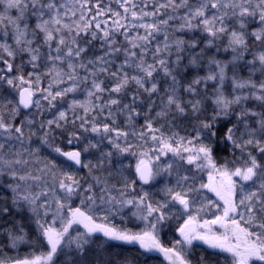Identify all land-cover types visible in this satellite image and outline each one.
Instances as JSON below:
<instances>
[{
	"label": "snow or ice",
	"instance_id": "1",
	"mask_svg": "<svg viewBox=\"0 0 264 264\" xmlns=\"http://www.w3.org/2000/svg\"><path fill=\"white\" fill-rule=\"evenodd\" d=\"M129 3L130 0H123L120 7L125 14H131V20L127 15L121 17L119 12L110 8L101 10L99 4L96 5L97 16L109 11L117 19L111 30L107 21L103 22V29L101 22H96V28L103 32L99 37L102 54L89 57L88 48L81 47L77 39L81 32L89 31V25L77 24L76 34L72 36V27L63 19L67 13L61 12L67 7L62 0H0V64L4 66L0 68V88L6 85L18 94V98H12L0 92V179L8 177L7 181L0 182L3 190L0 191V238H3L0 239V264H55V258L61 254L65 256L62 264H76L72 253L84 264L85 248L96 233L110 241L138 244L145 253H163L169 264H196L190 257L198 241L210 249L230 254L231 264H264V0H144L139 12L135 10L137 4L129 6ZM86 7L88 0H83L80 8ZM161 16L165 18L160 19ZM84 18L82 11L80 20ZM145 18H150L151 22ZM31 19L34 25L29 23ZM121 19L125 23L121 24ZM173 21L180 23L174 26ZM140 28L144 29L142 35L138 31L130 35V29ZM64 29L71 36L70 40L62 34ZM121 30L128 48L117 47V42L111 38L114 32ZM196 31L201 33L200 38L185 39L183 35H175ZM161 33L164 39L157 43L152 51L153 62L148 63L145 55ZM97 35L91 32L93 40ZM44 48H47L46 53L42 51ZM212 48L216 52L207 55ZM121 52L125 59L115 64ZM220 52L231 53L230 59H218L216 54ZM249 55L251 59H247ZM18 57L19 64L15 62ZM42 62L46 71L40 73L38 68ZM65 63L67 70L63 67ZM25 65L33 69L27 77ZM241 66L247 67L246 77L239 74ZM126 68L133 69L132 74ZM201 68L205 69L203 75ZM190 70L193 75L186 80ZM156 73H162L163 90L160 80L154 76ZM257 73L261 76L259 80L254 79ZM44 77H50L47 87H42ZM106 79L113 81L111 88L105 86ZM226 81L231 82V94L224 90ZM210 83L214 85L211 91ZM131 85H135L134 90ZM77 91H83L86 99L80 101L74 97L67 109L57 107L69 93ZM209 101L210 112L207 109ZM249 102H254L251 107ZM53 109L56 111L49 117ZM141 115L144 124L137 128L135 120ZM118 116H124V128L117 126ZM178 120L191 123V132L195 133L192 138L180 136L176 131H171L170 135L163 131L165 127L177 126ZM160 121L163 123L155 126ZM57 134L66 137L69 145L86 143L82 149L64 151L55 144ZM34 137L40 146L49 147L67 161L87 169L89 176L94 169H103L105 165L122 176V162L116 157L133 148L129 137L145 144L150 139L157 159L171 152L197 171L211 169L209 182L197 186L194 175H179L177 168L176 185L162 189L170 199L149 202L148 192L124 198L126 190L134 189L136 183L127 177L123 178L124 191H120L106 178L93 176L95 183H92L86 177L60 170L58 176L52 175L51 189L46 187L33 194L27 181H38L41 177L18 171L16 166L27 165L28 160L22 159L19 149L13 152V147L16 143L20 146L31 144ZM105 140L115 151L102 149ZM221 146L232 153L239 151L243 164L234 169L227 164L217 167L214 153ZM92 150L99 152L96 163L82 159L84 153ZM24 151L38 155L40 148ZM9 155L14 159L8 158ZM173 163L163 169L169 175ZM40 171L46 172V169ZM136 174L142 184H148L159 172L141 159L136 165ZM214 174L218 179H214ZM57 184L62 196L57 194ZM203 189L223 201V215L203 223H197L196 217L189 215L178 229L181 239L172 247H165L158 232L159 226L172 214L170 204L180 205L187 213L196 202L193 197L201 195ZM49 191L52 198L41 202V197H47ZM114 191H119V197L112 194ZM74 196L80 197L81 205H88L87 213L79 206L69 207ZM126 205L136 209L133 216L147 222L141 231L118 228L108 223L107 215L98 218L92 214L94 209L101 208L109 213L115 210L118 214ZM25 206L28 220L35 225L36 236L29 233L21 215ZM209 206L219 208L207 199L199 211ZM66 207L68 215L64 216ZM145 211L146 214H142ZM73 225H82L84 232L77 231L73 236L70 231H74ZM214 225H219L224 232H214ZM41 238L46 241V252L40 255L29 252L23 257L8 255V250L18 253L21 245H38ZM96 264H111V261L98 257ZM116 264L133 262L125 257ZM199 264H210V261L202 254Z\"/></svg>",
	"mask_w": 264,
	"mask_h": 264
},
{
	"label": "rangeland",
	"instance_id": "2",
	"mask_svg": "<svg viewBox=\"0 0 264 264\" xmlns=\"http://www.w3.org/2000/svg\"><path fill=\"white\" fill-rule=\"evenodd\" d=\"M63 3H65L67 5V7L65 9H61V12L64 13L66 12L67 14L63 17L64 22L69 24L73 31H72V36H75L76 34V26L77 24H79L81 27H83L84 24H88L89 25V31L86 32H81L80 36L77 38L79 45L81 46L83 44V42H86V40H89V38L91 37V32H101L103 33L101 30H98L96 28V22H101V29L104 28V21H107V26L109 28V30H111L113 28V21L117 19V17L112 15V12L109 11H105V15L103 16H97V7L96 5L99 4L100 9L101 10H107V9H111L113 12H119L121 14V17L127 15L128 20H131V14H125L124 10L122 7H120V4L123 3V0H119V3L117 2V0H88V7L81 9L80 8V3L83 2V0H80V3L77 2V0H62ZM143 2L144 0H130L129 6H131V3H135L138 5V7L135 9L136 11H140V8L143 7ZM158 2H160V0H158ZM148 10H151V8H149ZM85 13V18L84 20H80V16H81V12ZM73 13H75V15H73ZM183 13V10H181V13ZM13 15H15V12H13ZM93 17H95V20H93ZM160 19L165 18L164 16L159 17ZM148 22H151L150 18H145ZM30 24L35 23L34 19H31L29 21ZM120 23L123 24L125 23L124 19L120 20ZM180 21H173L172 24L175 26L177 24H179ZM252 27H255V25H252ZM139 32L141 35L144 33V29L140 28V29H130V35H135L136 32ZM179 32L175 33L176 36H181L180 34H178ZM187 33V32H186ZM66 38H68L69 40L71 39V36H69L67 29L63 30L62 33ZM172 34V33H170ZM160 36L164 39L163 33L160 34ZM112 39H114L117 43L116 46L117 47H122L123 44H128V42L125 40V36L123 34V31H116L114 32V34L111 37ZM11 42V41H10ZM226 43V41H225ZM107 47V45H106ZM129 47V44H128ZM223 47V46H222ZM213 49V48H212ZM215 49V48H214ZM136 50V49H135ZM66 51V49H65ZM43 52H47V48L43 49ZM216 52V50H213L214 54ZM123 52H121L120 54H118V56L115 58V64H120L124 61L119 60L122 57ZM211 54V55H212ZM217 58L218 59H230L231 53H224V52H220L217 53ZM174 58V57H173ZM247 59H251L247 58ZM4 66L1 65L0 68H3ZM28 69V71L26 70ZM65 70H67V67L64 68ZM33 71V69L31 68L30 65H25V71L24 74L27 77V73ZM38 71L40 73H43L46 71V67H45V63H41L40 67L38 68ZM205 72V69H204ZM239 74L241 76L246 77L248 75V70L246 66H241L239 69ZM13 75H15V73H13ZM229 76H231V71H229ZM49 79L50 77H44L42 78V87H47L48 83H49ZM254 79L259 80L261 79V76L259 73H257L254 76ZM64 85H61V87H63ZM202 87V86H201ZM212 87H214L213 84H209V91H211ZM4 88H6L7 93L8 94H14L17 98V93L7 89V86L5 85ZM225 92L227 94H231L232 92V85L230 81H226L225 83V88H224ZM37 96H39V93H37ZM75 97V99L83 101L86 99V95L83 91H77L76 93H69L68 96H66V100L65 103H59L57 104L58 108H63V109H67L68 107V103ZM46 104V102H43ZM254 102H249V107L252 106ZM212 109V106H211ZM56 110L53 109L52 112H49L48 114H50L49 116H51ZM125 126V125H124ZM156 126V125H155ZM159 127V126H157ZM139 128V127H137ZM89 136H92L93 134L89 133ZM180 136H186V135H180ZM187 137V136H186ZM190 138V137H188ZM98 139V138H97ZM130 142L133 144V148L126 153L123 154H118L117 155V159H119L122 162V176L116 174L115 169L113 168H109L107 165H105V167L103 169H94L93 170V175L89 176L88 175V170L83 168V173H79L77 174V172L75 171V167H73L70 163L66 162L65 164H59L58 159L54 156L52 158H50L51 155V151L48 147L45 146H40L39 145V141L36 140V138H33V143L29 144V143H25L23 146H20L18 143L15 144V146L13 147V152H15L17 149H19L22 152V159L28 160V164L27 165H18L16 166L18 171L23 174L25 172H30L33 175H37L40 176V180L38 181H32L29 180L27 181L28 185H31V192L33 194L35 193H39L42 192L46 187L48 189H51L53 187V180H52V175L53 173H56L57 176L59 175V171L60 170H64V171H70L72 173L77 174L79 177H86L88 182H92L95 183V181L93 180V176H100L103 178H106L108 180V183L110 185H115L116 189L120 190V191H124L123 188V178L127 177L129 180H135V167L138 164V162L141 159H144L145 162L150 163L151 167L154 169V171H158L159 175H157L153 180H152V192H148L149 193V202H154V201H158L157 199H159L161 202H163L165 199H169L167 197H165L164 192H154V188L156 186H158V180L161 178V175L163 174H168V172L164 171L163 169L170 163V162H174L173 163V170H176V168H179V170H184L187 172H191L196 173L197 176L199 177V179H201L202 181L207 179V182L205 181V184L209 182L208 180V176H209V172L211 171V169H205L204 171H197L194 166H190L187 165L185 163H183L182 161H179V159L177 157H174L173 154L171 152L166 153L165 155H160L159 159H157V152L153 149V144L152 141L149 139L147 141V143L145 144L143 141H139L136 140L135 138L129 137ZM40 148V151L38 153V155H29L28 152L24 151V149H29L31 150V148H36L38 147ZM102 149L103 150H112L115 151L114 149H111V145L108 144L107 140H105L103 142L102 145ZM149 149H153L151 151H149ZM7 151V149H6ZM142 152H147L148 155L147 156H142L141 153ZM99 156V152H97L96 150H92V152L90 153H84L82 155V159H84L85 161H89L91 160L93 163H96V160ZM10 159H14L13 156L9 155ZM246 158V157H245ZM243 164V159H241L239 162H236V164L232 165L231 167H229L230 169H234L236 167H239ZM52 165H55L56 167L53 168ZM41 169H46V172H41ZM129 169V170H128ZM172 170V174L170 175V187L175 186L176 185V179H174V173ZM113 173L111 176L109 175V173ZM179 173H182L181 171H179ZM175 174L177 175V172H175ZM8 177L5 176L2 179H0V182L3 181H7ZM214 179H218V176H216L214 174ZM236 180H238L239 178H234ZM204 183V181H203ZM179 190V189H177ZM0 191H3L2 189H0ZM56 191L57 194L62 196L63 193H61L59 191L58 188V184L56 185ZM143 194V192H147V190H141ZM202 192L204 191L205 195H209L205 196L206 198L202 201H198L195 204H193L189 210V212L185 213L182 209V213H180L179 215L182 216V219L180 220L179 223V227H181V225L184 224L185 220L188 219L189 215L195 216L196 217V222L197 223H203L204 220H211L214 219L216 215H223V208H217V207H213V206H209V208L207 210L204 211H199V209L201 208V205L206 203L207 199H210L214 202L215 205L218 204V206L220 205V202L218 200V198L215 196L214 193L208 191L207 189H203L201 190ZM98 192V189H97ZM113 195H116L117 197H119V191H114L112 193ZM137 194V188L136 186H134L133 188H129L126 190V195H125V199H131L133 197H136ZM9 196H11V193H9ZM47 198V199H51L52 198V194L51 191H49L48 196L47 197H41V202H43V200ZM81 207V210L85 211L86 213L88 212V205H81L80 203V197L78 196H74L72 198V200L69 203V207L72 209H75L76 207ZM97 207H99V203L97 205ZM107 206L105 205L104 208H106ZM118 207V206H117ZM180 207V205L178 204H170V211L175 212L178 211L177 209ZM67 210L68 207H66L63 210V215L67 216ZM136 209L131 206V205H126L123 207V209L117 214L115 212V210H113V212L109 213L106 212L103 208H101L99 211L97 210H93V213L96 217H101L104 215L108 216V223L110 225H114L118 228H127L130 229L133 232H139L142 229L145 228L146 226V221L142 220V219H137L135 216H133V212H135ZM142 214H146L142 213ZM177 214V213H175ZM27 224L28 227V231L32 236H36L37 233L35 232V225L28 220V211H27V206H25V210L23 211V213L21 214ZM21 218V216H20ZM17 218V219H20ZM152 219V218H149ZM238 219V218H237ZM49 222L51 221V216L48 217ZM97 222H102L101 220L97 219ZM167 222V219L162 223V226L164 223ZM170 222H171V215H170ZM59 223H57L56 227H59ZM241 226H243V223L241 222ZM150 227V225H149ZM73 230L72 231V235H76V232H84L83 229L79 228L77 225H73ZM212 229L214 232H216L217 234H221L224 232L223 228H220L219 225H214L212 226ZM165 232V228L159 226V232H158V236L159 239L161 241L162 244L164 243H169L170 242V247H172V245L174 244L175 241H169L168 239H163L161 237L162 232ZM180 240V236L178 237ZM1 239V238H0ZM120 242L117 241H110L107 240L106 238H100V237H95L92 236L91 237V242L89 243V245L86 246L85 248V257L84 259V264H96L97 259H91L88 258V256H86V254L88 253V251L90 249L94 250L96 255H98L100 258L103 259V253L106 254V250L108 248H110L111 246H117ZM138 245V244H136ZM199 246L202 248H205V244L203 242H195V246ZM139 248V246H137ZM167 247V246H166ZM208 248V247H207ZM140 249V248H139ZM48 250L46 241H44L41 238V241L38 245H35L33 247H28L25 245H21L18 253L17 251H13V250H8V255L10 256H15L17 254H19L21 257H23L26 253L32 252L35 255H40L43 252H46ZM211 251V249H209ZM67 251V250H66ZM215 252H218V254L222 255L223 257L227 258V260L229 261V263L231 264V256L228 253H223V252H219L218 250H213ZM141 252V250H140ZM143 252V253H142ZM142 254H144L145 252L142 250ZM157 254H161L158 251H154ZM212 252V251H211ZM148 254V253H146ZM72 255L74 256V258L76 259V264H80V258L75 256V253H72ZM65 256L63 254L59 255L58 257L55 258V264H62V262L64 261ZM165 260V262H167L168 260L165 259V257L163 258ZM94 260V261H93ZM122 260V259H120ZM113 264H116V261H112ZM168 263V262H167Z\"/></svg>",
	"mask_w": 264,
	"mask_h": 264
},
{
	"label": "trees",
	"instance_id": "3",
	"mask_svg": "<svg viewBox=\"0 0 264 264\" xmlns=\"http://www.w3.org/2000/svg\"><path fill=\"white\" fill-rule=\"evenodd\" d=\"M168 32L169 34L172 33V29L169 28L168 29ZM97 38L96 39H92V37L89 38V40H86V42H83V44L81 45V47H87L88 48V53L87 55L89 57H94L95 55H99V54H102V41L101 39L99 38L100 36L103 35V33L101 32H98L97 33ZM180 35H183L185 39H190V38H200L201 37V33L199 31H196L194 33H178ZM171 35V34H170ZM88 41H91V43L89 44ZM163 41V38L159 35L155 40L152 41L151 43V48L149 50V52L145 55V60L148 62V63H152L153 62V58H152V51L155 50V47L157 45V43ZM251 43V41H250ZM201 47H203V42H201ZM104 48H106V45H103ZM122 48H128V44H123ZM199 49H197L198 51ZM213 50H215L214 48L213 49H209L208 52H207V55H211L213 53ZM43 51V50H42ZM135 51L139 52V49H136ZM251 56L249 55L247 58H250ZM26 59V57H25ZM125 59L124 57V54H122V57L121 59L119 60H122ZM17 64L20 63V58L18 57L15 61ZM117 63V62H115ZM185 63H187V61L185 60ZM2 64H0V67H1ZM64 68L67 67L66 63L63 65ZM28 71V69H26ZM126 71L129 72V74H132L133 72V69L131 68H126L125 69ZM83 74V73H81ZM200 74L203 75L204 74V68H201L200 69ZM193 75V71H188L186 76H185V79H190ZM155 78L157 80H160V87H161V90H163V87H164V81L161 79L162 77V73H156L154 74ZM113 85V81L110 80V79H106L105 80V86L108 87V88H111ZM5 86V85H4ZM0 88V92L3 93L4 96H9V97H12V98H16V96L14 94H8L7 93V90L6 88ZM150 87V84L148 85ZM130 88L132 90L135 89V85H131ZM107 97V93L105 94V98ZM65 100L66 98H64V101L63 103H65ZM125 102H127V97H125ZM211 102L209 101L207 103V109L208 111L210 112L211 111ZM158 110V109H156ZM50 114H48L49 116ZM151 115H155V110L151 113ZM50 117V116H49ZM101 119H103L101 117ZM110 123V121H109ZM160 123H163L162 121L158 122L156 124V126H160ZM144 124V117L143 115H141L140 117H138L136 120H135V125L136 127H140ZM124 125H125V118L124 116H118L117 117V126L120 127V128H124ZM163 131L166 133V134H171V131H176L179 133V135H186L187 137H190L192 138V136L195 135L194 132H191V123L189 121H184V120H178L177 121V126H175L174 128L172 129H169L168 127H165L163 129ZM84 143H86V141L84 142H81V143H74L72 145H69L68 142H67V139L66 137H60L59 134H57V139L55 141V144L59 145L64 151H68V150H72V149H82L83 146H84ZM49 148V147H48ZM50 151H51V155H50V158L52 157H56L58 159V162L59 164H65L66 161L63 160V158L55 153L54 151H52L51 148H49ZM241 154L239 151H236L235 153H232L230 151H225L223 149V146L221 147H218L216 149V152L214 153V160L217 164V167H221V166H224L225 164H227V167H231L232 165L236 164V162H239L241 160L240 158ZM129 170V169H128ZM75 171L77 172V174L79 173H83V168H79V169H75ZM137 183H135L136 185ZM7 195H9V193H7ZM16 218H20V216H17ZM27 225V224H26ZM173 227H174V224H173ZM172 230V226H171V222H170V234L173 235V237L171 238L170 237V241H173L174 239V234L173 232L171 231ZM3 239V238H1ZM143 253V252H142ZM139 253V248L137 247V245H129V244H123V243H119L117 246H111L110 248H108L106 250V254L103 253V259L100 258L98 255H96L95 251L90 249L88 251V253L86 254V256H88V258L93 257V259H97L99 257L100 260H109L111 261V264L112 261H117V260H120V259H123L125 257H128L132 260L133 264H168L167 262H165L162 258H160L159 256L157 255H154L152 253ZM204 255L205 257H207V254L208 252H201L200 251H196V250H192V255L190 257V259H192L193 261H196V264H199V257L200 255ZM208 258V257H207ZM94 261V260H93ZM94 264V263H93ZM210 264H227L225 261H222L221 263H210Z\"/></svg>",
	"mask_w": 264,
	"mask_h": 264
},
{
	"label": "flooded vegetation",
	"instance_id": "4",
	"mask_svg": "<svg viewBox=\"0 0 264 264\" xmlns=\"http://www.w3.org/2000/svg\"><path fill=\"white\" fill-rule=\"evenodd\" d=\"M179 171H181L182 173H179V175H185V174H188V175H194L195 177H196V180H195V184L198 186L200 183H203V181H204V183H205V181L207 182V179L205 180V178H204V180L202 181L201 179H199V177L197 176V174L196 173H191V172H187V171H184V170H179ZM175 172H177V168H176V170H173V173H174V179H176L177 180V175L175 174ZM152 181H150L149 183H148V185H142V184H136L135 186H136V188H137V194H136V197H138L139 195H142L141 193H142V191L141 190H147V192H152V186H153V184L151 183ZM166 186H168V187H170V175H169V173L168 174H163V175H161V178L158 180V186H156L155 188H154V192L155 193H157V192H162V189H164ZM205 196H208L209 197V195H205L204 194V191L202 192L201 191V195H195L194 197H193V199L196 201V202H200V201H202V200H204L206 197ZM218 198V197H217ZM170 199V198H169ZM158 201L160 200V197H159V199H157ZM219 200V199H218ZM161 202V201H160ZM195 202V203H196ZM219 202H220V205H219V208L221 209V208H223V201H221V200H219ZM194 203V204H195ZM218 205V204H217ZM169 209H170V206H169ZM178 211H175V212H173V214H171V226H172V232H173V234H174V239H173V241H176V240H178L179 238V232H178V227H179V223H180V220L182 219V216L181 215H179L180 213H182L181 211H182V207L180 206L178 209H177ZM67 212H68V210H67ZM180 212V213H179ZM172 213V212H171ZM175 213H177V214H175ZM173 224H174V227H173ZM78 227L80 226V225H77ZM161 227H164L165 228V232L163 231L162 232V234H161V237L164 239H168L169 241H170V237L172 238L173 237V235L172 234H170V216L167 218V222L166 223H164L163 224V226L161 225ZM93 236H95V237H100V238H105L104 236H101V235H99V234H93ZM180 239H181V237H180ZM233 242H235L234 241V239H233ZM165 247L167 246V247H170V242L169 243H164L163 244ZM137 246H139V245H137ZM206 246V245H205ZM208 246H206L205 248H202V247H199V246H196V247H194L192 250H196V251H200V253L201 252H208V254H207V257H208V260L210 261V263H214V262H216V263H221L222 261H225L227 264H230L229 263V261L228 260H225V257H223L222 255H220V254H218V252H215V251H213V249H211V251L209 250L210 248L208 247ZM140 248V247H139ZM140 250H141V252H142V249H139V253H141L140 252ZM154 255H157V256H159L160 258H164V255H163V253H161L160 255L159 254H157V253H155V252H152ZM164 260V259H163ZM165 261V260H164ZM168 262V261H167ZM169 263V262H168Z\"/></svg>",
	"mask_w": 264,
	"mask_h": 264
},
{
	"label": "water",
	"instance_id": "5",
	"mask_svg": "<svg viewBox=\"0 0 264 264\" xmlns=\"http://www.w3.org/2000/svg\"><path fill=\"white\" fill-rule=\"evenodd\" d=\"M71 151H73V150H71ZM62 158H64V159L66 160L65 157L62 156ZM66 161H67V160H66ZM68 162H69V161H68ZM69 163H71V162H69ZM145 163H148V162H145ZM71 164H73V163H71ZM73 165H74L75 167L79 168V166H77V165H75V164H73ZM135 177H136V182L139 183V184H142V183L139 181L138 177H137L136 169H135ZM142 185H148V184H142ZM80 226L83 228L82 225H80ZM83 229H84V228H83ZM96 234H100V235H102L101 233H96Z\"/></svg>",
	"mask_w": 264,
	"mask_h": 264
}]
</instances>
